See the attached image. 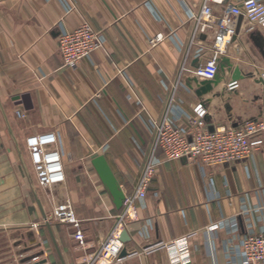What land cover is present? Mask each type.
<instances>
[{
    "label": "crops",
    "instance_id": "obj_1",
    "mask_svg": "<svg viewBox=\"0 0 264 264\" xmlns=\"http://www.w3.org/2000/svg\"><path fill=\"white\" fill-rule=\"evenodd\" d=\"M202 2L0 0V228L38 226L32 242H46L44 264H87L117 223L122 208H115L93 159L105 158L127 197L152 154L153 125L165 115L185 125L202 101L210 131L264 117V57L250 39L252 34L264 39V33L248 32L243 18L217 58L211 91L196 95L208 81L191 71L212 58L216 20L223 14V7H215L213 23L192 37L190 16L198 14ZM83 23L104 43L75 68H65L58 33ZM229 24L236 29L237 19ZM157 36L160 43L151 46ZM236 70L239 86L230 91ZM49 132L57 134L66 182L45 189L50 195L44 204L30 186L24 140ZM155 156L161 163L138 204V219L123 231L129 239L125 255L114 264H241L238 237L264 229V145L249 159L218 166L166 161L160 150ZM24 183L33 201L27 193L20 197ZM36 198L46 218L57 203L69 200L83 244L72 238L70 226L49 220L54 244ZM37 219L44 224H35ZM184 239L185 257L178 249L141 254L144 247Z\"/></svg>",
    "mask_w": 264,
    "mask_h": 264
},
{
    "label": "built area",
    "instance_id": "obj_2",
    "mask_svg": "<svg viewBox=\"0 0 264 264\" xmlns=\"http://www.w3.org/2000/svg\"><path fill=\"white\" fill-rule=\"evenodd\" d=\"M217 6L223 7V14L216 20L213 56L191 71L193 77L206 81L215 79L218 72L217 58L225 51L235 34V28L229 24L231 19L235 20L241 16L247 24L248 32L260 30L264 33V0H203L198 14L190 16L195 22L192 37L198 30L203 31L213 23V10ZM161 39L157 36L149 43L156 46ZM103 43V36L87 23L71 31L61 28L57 36V45L62 66L75 68L82 60L89 59ZM260 78L264 83V71ZM238 86V81H231L227 88L233 91ZM207 115L208 109L201 101L193 107L185 125H181L180 118H169L167 115L153 125L152 154L140 173L135 190L132 195L125 197L116 225L87 264H114L123 257L121 253L124 243L121 241V235L129 223L138 219V204L145 200L156 168L161 163L155 156L156 150L162 151L166 161L186 159L198 161L203 166H218L249 159L263 147L264 117L248 121L240 127L210 131L206 123ZM24 146L39 187L50 189L65 184L64 165L56 133L30 135L25 138ZM51 215L58 223L70 226L74 231L72 238L80 245L83 244L80 221L76 218L69 200L57 203L52 208ZM238 240L241 264H264V229L259 233L248 232L240 235ZM185 242V239L159 242L144 247L141 254L149 255L162 249H178L180 257H185Z\"/></svg>",
    "mask_w": 264,
    "mask_h": 264
},
{
    "label": "rangeland",
    "instance_id": "obj_3",
    "mask_svg": "<svg viewBox=\"0 0 264 264\" xmlns=\"http://www.w3.org/2000/svg\"><path fill=\"white\" fill-rule=\"evenodd\" d=\"M22 153H24L22 151ZM28 168V174L30 177V186L33 187L36 195L44 204H46V199L49 197L50 192L45 190L42 187H39L36 183L35 175L33 170ZM29 183L20 184L18 188V192L20 197L22 193H27L29 198L32 200V194L30 192ZM58 191L54 190L53 193L57 197L59 194ZM22 205L25 206V203L22 202ZM73 206V205H72ZM74 208V207H73ZM52 211V210H51ZM51 211L48 212V221L56 222L51 215ZM5 212V210H4ZM44 224V221L41 219H37L35 222ZM0 228V264H44L47 263L45 259L41 257L44 255L42 250V244L44 243H35L34 241L39 231L38 226L31 225L30 231L22 230V231H12L11 228ZM2 229V230H1ZM41 258L39 261H35L36 259Z\"/></svg>",
    "mask_w": 264,
    "mask_h": 264
},
{
    "label": "water",
    "instance_id": "obj_4",
    "mask_svg": "<svg viewBox=\"0 0 264 264\" xmlns=\"http://www.w3.org/2000/svg\"><path fill=\"white\" fill-rule=\"evenodd\" d=\"M241 23H242V17L240 16L237 18V26L235 29L236 34L239 32V28H240ZM250 39L253 42V44L256 46V48L259 50L260 54L264 57V39L259 34H252L250 36ZM220 62L226 63L227 61L222 59ZM216 77H215V79H216ZM232 79H233V81H237L239 79V74H238L237 70L234 72ZM211 84H212V81L202 82L199 85L200 87L198 88L196 95L201 96L203 94H206L207 92H210L212 89ZM3 114H4V112H3ZM5 119H6V117H5ZM91 165H92L94 171L96 172V174L98 175V177H99L102 185L104 186L106 192L111 197L115 208L117 210H120L123 207V203L125 201V195L123 194L122 190L120 189V186H119L116 178L114 177L110 167L108 166L105 158L103 156H98L91 161ZM36 202H37V205L41 211L42 218L45 221V226L49 230L51 240L54 243V237L52 235L50 225H49L48 220L46 218V215L42 209L40 201L37 198H36ZM128 240L129 239H128L126 233L123 232L121 235V241L123 243H125ZM124 255H125V252L123 250V252L121 253V256H124Z\"/></svg>",
    "mask_w": 264,
    "mask_h": 264
}]
</instances>
